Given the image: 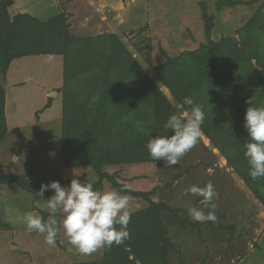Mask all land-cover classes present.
Here are the masks:
<instances>
[{
  "label": "rangeland",
  "instance_id": "obj_1",
  "mask_svg": "<svg viewBox=\"0 0 264 264\" xmlns=\"http://www.w3.org/2000/svg\"><path fill=\"white\" fill-rule=\"evenodd\" d=\"M219 1L12 0L7 11L10 18L26 13L39 21L65 14L69 32L76 37L116 35L152 81L150 95L155 107L151 116L158 127V115H165L166 109L172 114L184 110L156 76L154 67L204 45L205 16L212 19L210 40L234 39L255 74L262 73V65L247 51L241 42L246 36L242 38L239 31L248 27L252 18L259 19L257 27L264 45V0H232V4L217 5ZM85 50L92 59L96 51L90 47ZM79 59L82 65L86 63L82 57ZM12 61L0 72L6 121L5 136L0 140V175L23 174L29 180L60 176L63 186L72 179L94 183L98 175L93 168L68 167L61 161L62 56L39 54ZM262 76L251 75L252 80L257 78L251 83L255 88L264 85V73ZM79 98H87L86 93ZM250 105L264 107V99L252 100ZM163 128L159 136L171 134L165 125ZM105 166L102 171L111 174L116 183L134 192L148 193L150 201L168 206L161 212L171 244L167 248V264H264V205L203 132L197 145L177 165L168 167L162 160L153 161L150 157L146 162ZM208 182L219 194L213 200L217 221L195 222L188 215V208L203 207L201 198L183 193L190 185L204 186ZM103 183V190H114L106 179ZM44 203L15 184L0 185V264L101 261L104 249L81 254L68 245L62 231L56 245L49 246L44 234L26 228L27 213L40 215L45 221L51 218L43 209ZM131 203L133 208L139 205L140 210L150 204L141 197L132 198ZM55 218L59 220L60 215ZM129 258L140 264L132 253Z\"/></svg>",
  "mask_w": 264,
  "mask_h": 264
},
{
  "label": "trees",
  "instance_id": "obj_2",
  "mask_svg": "<svg viewBox=\"0 0 264 264\" xmlns=\"http://www.w3.org/2000/svg\"><path fill=\"white\" fill-rule=\"evenodd\" d=\"M12 0H0V72L14 58L50 54L63 58L62 111L64 138L61 147L62 164L68 167L90 166L98 178L93 188L101 190L103 179L114 190L132 198L150 202L147 208L133 212L129 238L121 245L105 248L101 261L72 264H167L166 237L161 212L168 209L163 203L152 202L148 193L134 192L116 183L111 174L102 171L108 164L135 163L150 160L145 143L159 136L172 113L158 115L159 126L152 122V81L114 34L76 37L69 32L65 14L39 21L26 13L9 17L7 7ZM232 4L220 0L217 5ZM205 16V15H204ZM207 41L197 51L167 58L154 67L156 76L165 84L183 110V98L191 96L202 106L205 120L202 132L219 149L227 163L239 174L246 186L264 205V177L252 180L243 155L247 142L244 113L252 100L264 99V85L255 88L253 80L263 77L264 45L259 19L240 30L243 45L262 65L261 75L254 72L244 58L238 43L225 37L210 40L212 19L204 17ZM96 51L92 59L84 49ZM86 63L82 65V60ZM258 76L251 78V75ZM86 93L87 98L79 96ZM143 106V111L141 104ZM250 103V104H249ZM49 105V104H48ZM5 90L0 85V140L5 136ZM69 126V127H67ZM59 181L60 176L31 179L17 173L1 174L0 185L15 184L39 197L41 184ZM52 190L44 192L50 197Z\"/></svg>",
  "mask_w": 264,
  "mask_h": 264
},
{
  "label": "clouds",
  "instance_id": "obj_3",
  "mask_svg": "<svg viewBox=\"0 0 264 264\" xmlns=\"http://www.w3.org/2000/svg\"><path fill=\"white\" fill-rule=\"evenodd\" d=\"M188 108L181 114L173 113L166 120L165 128L171 134L150 137L145 143L153 161L162 160L168 167L177 165L180 159L194 148L202 136L201 125L205 112L191 96L183 98ZM244 128L247 142L243 155L248 163V175L252 180L264 177V107H247L244 113ZM52 190V195L43 199L44 192ZM39 197L45 201L43 209L51 217L45 221L37 214L27 213L24 217L26 228L30 232L44 234L45 243L55 246L61 233L67 243L81 254L90 255L99 249H110L113 245L123 244L130 236L128 225L139 205L132 206V197L119 190L93 188L91 183H82L72 179L67 186L53 180L41 184ZM184 195L201 198L203 207L188 208V215L195 222L217 221L215 214L218 192L211 182L204 186L190 185ZM204 209H210L205 212ZM60 215V219L55 217Z\"/></svg>",
  "mask_w": 264,
  "mask_h": 264
},
{
  "label": "crops",
  "instance_id": "obj_4",
  "mask_svg": "<svg viewBox=\"0 0 264 264\" xmlns=\"http://www.w3.org/2000/svg\"><path fill=\"white\" fill-rule=\"evenodd\" d=\"M31 56V55H30ZM25 57V56H24ZM11 62H13V61H11ZM11 64V63H10ZM11 66V65H10ZM10 69V68H9ZM8 69V70H9ZM93 184V183H92ZM103 185H104V183L103 184H101V191L103 190ZM63 186V185H62ZM105 188V187H104ZM104 191V190H103ZM44 197H46V196H44ZM47 198V197H46ZM76 253V252H75ZM78 253V252H77Z\"/></svg>",
  "mask_w": 264,
  "mask_h": 264
}]
</instances>
